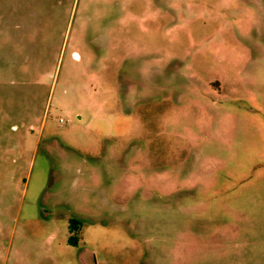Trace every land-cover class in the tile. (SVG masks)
Here are the masks:
<instances>
[{
	"label": "rangeland",
	"instance_id": "obj_1",
	"mask_svg": "<svg viewBox=\"0 0 264 264\" xmlns=\"http://www.w3.org/2000/svg\"><path fill=\"white\" fill-rule=\"evenodd\" d=\"M252 6L0 0V264L232 261L215 120L264 86Z\"/></svg>",
	"mask_w": 264,
	"mask_h": 264
},
{
	"label": "crops",
	"instance_id": "obj_2",
	"mask_svg": "<svg viewBox=\"0 0 264 264\" xmlns=\"http://www.w3.org/2000/svg\"><path fill=\"white\" fill-rule=\"evenodd\" d=\"M250 3L264 15V0ZM255 71L262 74L258 65ZM245 86L247 90L243 91L250 92L252 99L250 93L236 95L237 101L224 105V114L215 120L216 125L223 126L224 180L229 187L224 197L223 223L225 230H230V240L225 242L228 247L222 254L211 252V263L224 257L232 261L220 264H245L251 257L255 264H264V122L250 115V111L264 113V86L255 81ZM216 219L211 215V230L219 226ZM41 251L50 254L52 249L43 243L37 253Z\"/></svg>",
	"mask_w": 264,
	"mask_h": 264
},
{
	"label": "trees",
	"instance_id": "obj_3",
	"mask_svg": "<svg viewBox=\"0 0 264 264\" xmlns=\"http://www.w3.org/2000/svg\"><path fill=\"white\" fill-rule=\"evenodd\" d=\"M67 243L76 244L79 236L80 221L76 218L67 219Z\"/></svg>",
	"mask_w": 264,
	"mask_h": 264
}]
</instances>
